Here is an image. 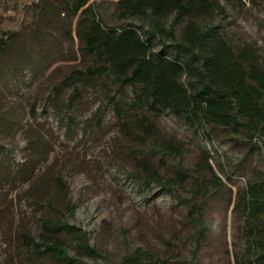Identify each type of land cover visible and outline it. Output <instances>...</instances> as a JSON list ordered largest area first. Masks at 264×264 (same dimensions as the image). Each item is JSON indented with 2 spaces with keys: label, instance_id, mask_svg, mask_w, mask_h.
<instances>
[{
  "label": "rangeland",
  "instance_id": "rangeland-1",
  "mask_svg": "<svg viewBox=\"0 0 264 264\" xmlns=\"http://www.w3.org/2000/svg\"><path fill=\"white\" fill-rule=\"evenodd\" d=\"M53 1L0 0V42L5 41L0 44V264H54L31 254L23 237H38L46 217L75 227L97 251L84 255L67 237L63 247L77 264H124L138 251L165 264H219L226 245L234 249L236 243L233 209L219 199L211 203L210 245L197 250L196 227L186 219L190 180L183 186L147 185L130 174L134 158L148 156L160 163L166 180L174 178L178 165L194 175L196 155L204 149L216 173L236 190L249 174L233 168L243 156L234 141L240 137L243 143L244 135L192 125L168 111H145L139 117L153 119L186 148L181 159L152 153L150 145L122 135L104 96L91 90L72 110L75 121L69 126L46 100L54 99L56 86L79 63V40L76 19L70 27L69 19L51 9ZM92 1L110 26L118 23L117 0ZM225 6L214 23L233 44L258 48L264 64V0ZM70 29L76 41L65 35ZM247 165L264 168V158Z\"/></svg>",
  "mask_w": 264,
  "mask_h": 264
},
{
  "label": "trees",
  "instance_id": "trees-1",
  "mask_svg": "<svg viewBox=\"0 0 264 264\" xmlns=\"http://www.w3.org/2000/svg\"><path fill=\"white\" fill-rule=\"evenodd\" d=\"M232 1L117 0L118 23L110 26L92 0H54L51 9L69 19L70 27L76 19L81 59L56 86L54 99L46 102L71 126L72 110L84 93H98L118 117L124 137L150 145L152 153L178 159L186 149L184 143L139 113L168 111L192 125L244 135L243 143H238L240 137L234 141L243 156L233 168L249 174L236 190L216 173L204 149L196 155L194 175L178 165L172 169L174 178L166 180L163 167L148 156L134 158L130 175L158 186L170 182L183 186L190 180L192 204L186 219L196 227L197 250L210 245L208 207L217 199L227 203L239 225L234 249L226 245L219 264H264V168L247 165L255 157L264 158V64L258 48L233 44L214 23ZM65 35L76 41L71 29ZM41 230L38 237L23 233L26 248L39 258L77 264L79 260L63 247L67 237L75 239L82 254H97L75 227L60 219L43 218ZM124 264L165 263L138 251Z\"/></svg>",
  "mask_w": 264,
  "mask_h": 264
}]
</instances>
